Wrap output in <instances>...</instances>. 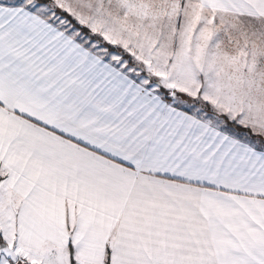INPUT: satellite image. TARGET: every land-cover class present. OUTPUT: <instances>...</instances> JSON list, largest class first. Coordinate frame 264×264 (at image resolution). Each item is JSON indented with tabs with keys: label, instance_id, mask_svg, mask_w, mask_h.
<instances>
[{
	"label": "snow or ice",
	"instance_id": "6c2138e0",
	"mask_svg": "<svg viewBox=\"0 0 264 264\" xmlns=\"http://www.w3.org/2000/svg\"><path fill=\"white\" fill-rule=\"evenodd\" d=\"M0 264H264V0H0Z\"/></svg>",
	"mask_w": 264,
	"mask_h": 264
}]
</instances>
